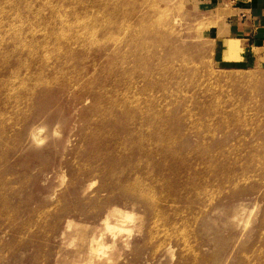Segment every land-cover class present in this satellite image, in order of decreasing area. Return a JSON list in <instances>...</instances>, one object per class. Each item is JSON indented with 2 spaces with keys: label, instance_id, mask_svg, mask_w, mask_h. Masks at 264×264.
Here are the masks:
<instances>
[{
  "label": "rangeland",
  "instance_id": "rangeland-1",
  "mask_svg": "<svg viewBox=\"0 0 264 264\" xmlns=\"http://www.w3.org/2000/svg\"><path fill=\"white\" fill-rule=\"evenodd\" d=\"M216 15L0 0V264H264V61Z\"/></svg>",
  "mask_w": 264,
  "mask_h": 264
},
{
  "label": "crops",
  "instance_id": "crops-1",
  "mask_svg": "<svg viewBox=\"0 0 264 264\" xmlns=\"http://www.w3.org/2000/svg\"><path fill=\"white\" fill-rule=\"evenodd\" d=\"M196 4L217 13L210 34L220 38L226 50L232 41L245 57L264 61V0H196Z\"/></svg>",
  "mask_w": 264,
  "mask_h": 264
},
{
  "label": "bare ground",
  "instance_id": "bare-ground-1",
  "mask_svg": "<svg viewBox=\"0 0 264 264\" xmlns=\"http://www.w3.org/2000/svg\"><path fill=\"white\" fill-rule=\"evenodd\" d=\"M128 24V23H127ZM141 25V24H140ZM144 27V26H143ZM121 28V27H120ZM124 33V32H123ZM235 44V43H234ZM234 44H231V43H229L228 45H227V48L229 49V51L231 52V53H234L235 54V52H236V49H238V47L237 46H235ZM235 51V52H234ZM59 53V52H58ZM133 93V92H132ZM129 100V99H128ZM132 100V99H131ZM126 101V100H125ZM131 103V102H130ZM128 104V103H127ZM126 104V105H127ZM115 105V104H114ZM113 105V106H114ZM121 106V105H120ZM122 107H123V105H122ZM118 108H119V106H118ZM114 109V108H113ZM137 109V108H136ZM114 111V110H113ZM139 111H141V110H139ZM124 113V112H123ZM142 114V113H141ZM137 115H140V114H137ZM134 117V116H133ZM136 117V116H135ZM138 117V116H137ZM140 117V116H139ZM143 117V116H142ZM153 118V117H152ZM129 119H131V118H129ZM138 120V119H137ZM140 120V119H139ZM138 120V121H139ZM133 121V120H132ZM141 121H142V119H141ZM136 123V122H135ZM139 125V124H138ZM32 137H33V141L35 142V143H37V144H39L40 143V141H41V138H40V133H36V132H33L32 134ZM143 135V134H142ZM242 208V207H241ZM242 211L244 210V208H242L241 209Z\"/></svg>",
  "mask_w": 264,
  "mask_h": 264
}]
</instances>
